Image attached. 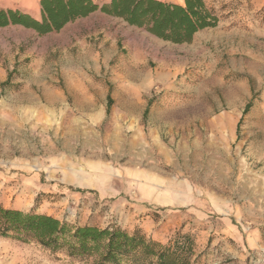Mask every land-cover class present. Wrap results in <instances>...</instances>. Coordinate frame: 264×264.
<instances>
[{"label": "rangeland", "instance_id": "1", "mask_svg": "<svg viewBox=\"0 0 264 264\" xmlns=\"http://www.w3.org/2000/svg\"><path fill=\"white\" fill-rule=\"evenodd\" d=\"M205 2L185 44L100 11L0 28V206L264 264V0ZM0 264L94 262L0 237Z\"/></svg>", "mask_w": 264, "mask_h": 264}, {"label": "trees", "instance_id": "2", "mask_svg": "<svg viewBox=\"0 0 264 264\" xmlns=\"http://www.w3.org/2000/svg\"><path fill=\"white\" fill-rule=\"evenodd\" d=\"M40 6V18L19 10H0V28L21 26L44 36L100 11L161 40L185 44L191 43L198 32L219 23L205 0H184L182 5L160 0H111L104 6L93 0H41ZM0 237L36 242L54 252L66 251L71 257L90 259L94 264H194L195 244L188 235L177 234L163 245L141 233L97 226L72 227L46 214L2 206Z\"/></svg>", "mask_w": 264, "mask_h": 264}, {"label": "crops", "instance_id": "3", "mask_svg": "<svg viewBox=\"0 0 264 264\" xmlns=\"http://www.w3.org/2000/svg\"><path fill=\"white\" fill-rule=\"evenodd\" d=\"M94 1H96V0H94ZM101 1H103L104 3L110 2V0H101ZM39 2H40V0H2V2H0V8L19 7V8H23L24 11L35 16L36 13L39 11ZM175 3L180 4V5L183 4L182 0H176ZM208 29H212V28H207V29H204L202 31H205Z\"/></svg>", "mask_w": 264, "mask_h": 264}, {"label": "bare ground", "instance_id": "4", "mask_svg": "<svg viewBox=\"0 0 264 264\" xmlns=\"http://www.w3.org/2000/svg\"><path fill=\"white\" fill-rule=\"evenodd\" d=\"M140 73V72H139Z\"/></svg>", "mask_w": 264, "mask_h": 264}]
</instances>
